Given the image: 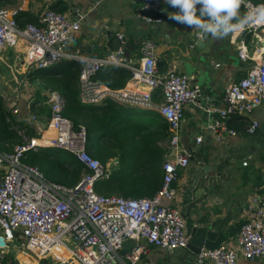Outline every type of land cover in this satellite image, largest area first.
Wrapping results in <instances>:
<instances>
[{"label": "built area", "instance_id": "obj_1", "mask_svg": "<svg viewBox=\"0 0 264 264\" xmlns=\"http://www.w3.org/2000/svg\"><path fill=\"white\" fill-rule=\"evenodd\" d=\"M164 0H144L137 12L145 23L163 21L161 6ZM244 14L264 5L250 1ZM18 9L0 6V50L23 46L24 59L20 67L26 70L43 69L68 59L80 62L78 73L79 98L84 104H102L106 100L136 106L154 107L167 123L166 159L162 163L161 183L151 195L131 197L101 193L96 183L108 177L110 167L91 155L87 148L85 125L64 115L65 100L55 90L47 91L50 106L47 129L39 138L30 134V126L14 121L19 107L11 109L5 121L15 133L17 142L10 150L0 148V264L11 246L34 257L40 264H138L151 247L163 253L184 248L189 241L187 219L180 205L174 204L180 190L175 185L179 169L189 165L192 152L181 144V124L184 107L200 92L185 73L174 67L161 73L157 66L156 46L151 40L140 45L141 57L132 65L124 57V35L115 34L119 45L102 57L85 56L67 51L70 39L81 28L85 13L70 18L46 7L38 23L19 26ZM243 14V15H244ZM264 25L252 24L230 35L236 43L239 59L246 63L245 75L226 85L222 93L224 106L208 108L207 129L224 130L230 116H250L264 99V42L252 39ZM249 35L250 47L245 42ZM108 65L123 66L130 71L128 83L113 89L98 74ZM19 87L26 80L17 81ZM160 91L161 101L152 102L151 93ZM37 120L35 114L29 121ZM264 127V118H250L245 131L254 134ZM202 137H195L196 143ZM52 147L71 155L81 166L82 173L72 185L49 180L36 165L25 161L30 152ZM243 165L247 161L242 162ZM242 224L236 235L237 246L219 244L201 248L195 264H239L241 260L264 259V197L251 195L241 213ZM132 240L130 251L122 252V242ZM18 264V263H17ZM264 264V260L263 263Z\"/></svg>", "mask_w": 264, "mask_h": 264}, {"label": "crops", "instance_id": "obj_2", "mask_svg": "<svg viewBox=\"0 0 264 264\" xmlns=\"http://www.w3.org/2000/svg\"><path fill=\"white\" fill-rule=\"evenodd\" d=\"M143 1L0 0V6L18 9L16 17L19 26H23L27 22L38 23L40 14L46 7L70 18H75L79 12L85 13L86 16L81 23V28L70 39L67 51H75L85 56L102 57L116 50L119 42L115 34L121 32L124 35V57L129 64H137L141 57L139 49L141 43L144 40H151L156 46L157 66L161 73H165L168 69L174 67L190 77L191 84L193 82V85H197L201 92L199 96L197 95L192 102L184 107L180 137L182 147L191 151L192 155H202L205 158L209 157L224 162L229 171V179L224 184L223 191L210 194L195 206L194 211L190 213V217L187 219V231L190 232L192 226L204 225L210 221L217 222L225 235V241L220 244L236 247L238 225H241L242 222V205L249 201L251 195L264 197V127L254 134H248L245 131L250 118H264V99L250 116H230L225 120L226 129L234 130L236 135H231L220 129L218 132L208 130L209 115L217 117L218 114L215 111L209 114L207 109L222 108L224 106L222 101L224 87L245 75L246 63L237 56L236 43L232 41L230 36L223 40H215L201 33L192 34L190 31L193 29L169 19L168 14L177 11V9L171 8L166 3L161 6L162 23H145L137 16ZM250 1L253 3L264 2V0ZM245 42L249 43V35ZM257 42L262 41L258 40ZM23 59V46L7 47L0 50L1 115H12L10 113L11 109L17 105L19 114L12 115V119L16 121L21 118V122L31 124L30 134L35 138H39L47 129L50 115V106L46 101V87L55 91L58 90L62 95L63 87H69L68 83H72L71 86L76 91L78 102L82 105H90L82 103L79 98L78 73L80 62L65 59L54 66L37 71L39 69L26 70L24 67L21 68L20 63ZM15 64H18L16 70H14L15 72L24 74L30 72V75H28L30 82L27 83L25 90L22 87L17 88L16 81L18 78L16 74H13L15 90H5L3 88L4 81L1 72L8 68L12 69ZM37 72H40L38 75H44L48 79L38 83L42 87H39L34 80L32 82V77L37 75L33 73ZM98 77L106 84L108 83L109 87L118 89L127 85L130 71L123 66L108 65L102 68ZM54 80H57L59 86H51ZM7 88H10V86H7ZM151 98L154 104L160 103V91H153ZM90 107H93L92 110L83 111L84 115L108 116L106 127L112 133V136L110 135V138H107L106 144L114 146L118 143L126 153L154 151L160 154L161 157L166 153L167 123L154 107L123 105L109 99L102 104L91 105ZM32 114L37 116V120L31 123L29 118ZM132 126H135V134H123L126 131L128 132V129ZM8 129L12 134L0 139V148L4 150H10L17 142L15 133L10 128ZM197 136L202 137L201 142L198 144L195 141ZM116 140L118 141L116 142ZM38 151L39 153L41 151L48 152L53 160L58 159L67 162L68 154L62 150L42 147ZM38 151L30 153H38ZM145 158H148L147 154ZM243 161H247V164L243 165ZM194 168L195 164L190 160L186 168L179 169L175 185L180 192L188 187ZM161 175L162 169L160 168L159 180ZM144 195L151 194L145 193ZM174 204L180 205V195ZM214 229H217V227ZM166 256V253L151 247L149 252L141 257L138 264H186L185 261H169ZM5 260L12 261L14 264H40L34 257L21 252L16 246L9 247L5 253ZM262 263L263 258L254 261L241 260L239 262V264ZM192 264H195V261Z\"/></svg>", "mask_w": 264, "mask_h": 264}, {"label": "trees", "instance_id": "obj_3", "mask_svg": "<svg viewBox=\"0 0 264 264\" xmlns=\"http://www.w3.org/2000/svg\"><path fill=\"white\" fill-rule=\"evenodd\" d=\"M248 35H245V39ZM42 69H39L37 71H41ZM105 82V81H104ZM106 83V82H105ZM108 84V83H107ZM72 83H68L69 87H63L62 95L66 100L67 107L66 110H64V115L71 118L73 121L79 123V115H75L76 113H83V111L92 110L93 107H90L91 105H82L78 102L76 98V91L71 86ZM110 85V84H109ZM72 88H71V87ZM5 112L4 110H2ZM84 114V113H83ZM86 116V115H83ZM92 118L88 120L87 123H84L86 125L87 129V148L88 150L93 151L97 148L100 149L102 147L101 145L97 144L96 141L98 138H110L109 136H112V133L109 131L107 126V115H91ZM5 115H1V123H2V130L0 132V139L8 137L12 134V132L9 131V125L5 123L4 121ZM99 117L101 118L99 120ZM129 132H124L123 134H129L133 135L135 134V127L132 126L130 129H128ZM9 131V132H8ZM104 134V135H103ZM146 138V137H145ZM103 150V149H102ZM133 154L134 156L127 159H133V161L128 164L126 167H122L121 169H116L112 173H110V176L105 180L107 181V185H115L119 189L123 190L124 196H142L145 193L153 194L155 190L159 187V184L161 183L158 179L157 170H156V163L160 161L161 155L157 154L156 152H146V153H136V151L128 152L123 151L122 156H125L126 154ZM38 153H29L27 157L33 158ZM68 154V153H67ZM148 155V158H145V155ZM40 155L45 157H50L49 153H45L44 151L40 152ZM26 157V161L28 158ZM126 158V157H125ZM66 161H60V160H53L54 164L50 166V170L59 173L60 171V165H65L68 162H71L72 165L77 167L79 170L82 171L81 166L74 160V158L68 154ZM146 160V161H145ZM29 162V161H27ZM30 163V162H29ZM161 177V176H160ZM79 178V177H78ZM77 181V180H76ZM75 181V182H76ZM102 180L98 181L96 183V190L98 191V186L100 185V182ZM58 182V181H57ZM69 185V184H67ZM242 224V222H241ZM240 224L238 225V230L240 229Z\"/></svg>", "mask_w": 264, "mask_h": 264}, {"label": "water", "instance_id": "obj_4", "mask_svg": "<svg viewBox=\"0 0 264 264\" xmlns=\"http://www.w3.org/2000/svg\"><path fill=\"white\" fill-rule=\"evenodd\" d=\"M241 13L244 14L242 11ZM190 32L194 35L201 33L195 29ZM192 84L194 83L192 82ZM191 160L195 164L192 171L193 176L188 183V187L180 192V210L182 216L186 219L190 217V213L194 211L195 206L210 194L223 191L224 184L229 179V171L224 162L194 154L191 156ZM247 203L248 201L242 205L241 211L247 206ZM215 227L217 229H214ZM224 241L225 235L217 222L210 221L204 225L192 226L187 245L181 250L166 253V258L172 262L185 261L186 264H192L201 248L212 249ZM133 246L132 240H126L122 242L121 251H130Z\"/></svg>", "mask_w": 264, "mask_h": 264}, {"label": "clouds", "instance_id": "obj_5", "mask_svg": "<svg viewBox=\"0 0 264 264\" xmlns=\"http://www.w3.org/2000/svg\"><path fill=\"white\" fill-rule=\"evenodd\" d=\"M177 11L169 19L195 29L215 40H223L252 24L264 25V5L242 15L251 8L250 0H164Z\"/></svg>", "mask_w": 264, "mask_h": 264}, {"label": "rangeland", "instance_id": "obj_6", "mask_svg": "<svg viewBox=\"0 0 264 264\" xmlns=\"http://www.w3.org/2000/svg\"><path fill=\"white\" fill-rule=\"evenodd\" d=\"M252 39H254L255 41L261 40L262 42H264V31H260L258 33L257 37L252 36ZM248 44L250 47H253V44H250V41ZM17 65L15 64V65H13L14 67H12V69L8 68V69L4 70L3 72H1L3 75V81H4V87L3 88L5 90H15V81H14L13 74L14 75L16 74V76L19 80L20 79L26 80V85H27V83L29 84V82H30L28 80L29 79L28 75H30V72H27L26 74L15 72L14 70H16ZM33 74H37V75L32 77V82L35 81L39 87H42V85H39L38 83H41L43 81L48 80L44 77V75H38V74H40V72L33 73ZM69 77H70V75H69ZM18 79H17V81H18ZM17 81H16V85H17ZM26 85L21 86V87L25 90ZM7 86H10V88H7ZM51 86H53V87L59 86V84L57 83V80L52 81ZM17 88H19L18 85H17ZM46 89H47V91L52 90V89L47 88V87H46ZM3 106H4V104H3ZM66 109H67V107H65L64 110H66ZM75 115H79V119H80L79 122L82 123L83 125H85L84 123H87L88 120H90L92 118V116L89 114H86V116H83L84 115L83 113H76ZM100 119L101 118L99 117V120ZM81 121H83L84 123ZM1 130H2V123H1V111H0V132H1ZM103 139H105V140H103ZM103 139L98 138V140L96 141V145L99 144L102 146V147H100V149L97 148L94 151L92 149V150H89V152L91 153V155L98 158L103 164H108V166L110 167V173H112L116 169L118 170V169H121L122 167H126L128 164H130L133 161V159H127V158L133 157L134 156L133 154L129 153V154H126L125 156H122L123 148L121 146H119L118 143H116L117 145L111 146L109 144H106L107 142H105V141L107 140V138L104 137ZM117 141L118 140H116V142ZM166 150H167V148H166ZM54 154H55V152L53 153V155ZM29 156L27 157L28 158L27 161H29L33 165L38 166L43 171V173L45 174V176L49 180H54V181H58V182L65 183V184H72L78 179V177L82 173V171L79 170L74 165H72L71 162H68L65 165H60L59 173H55L49 169L50 166L54 164L53 158L42 156V155H40L39 151H38V154L35 157H33L32 159L29 158ZM165 159H166V153H164V156L161 157L160 161H158L156 163V170L158 172L157 173L158 176H159V169L162 167V163L164 162ZM110 173H109L108 177L110 176ZM108 177L104 178L100 182V185L98 186V191L101 193L123 195L122 189H119L115 185H107L106 184L107 181L105 182V180ZM131 197H138V196H131ZM256 260H258V259H256Z\"/></svg>", "mask_w": 264, "mask_h": 264}, {"label": "bare ground", "instance_id": "obj_7", "mask_svg": "<svg viewBox=\"0 0 264 264\" xmlns=\"http://www.w3.org/2000/svg\"><path fill=\"white\" fill-rule=\"evenodd\" d=\"M260 31H262V30H259V31L255 32V34H254L253 36L257 37V36H258V33H259ZM253 40H254V39H253Z\"/></svg>", "mask_w": 264, "mask_h": 264}]
</instances>
